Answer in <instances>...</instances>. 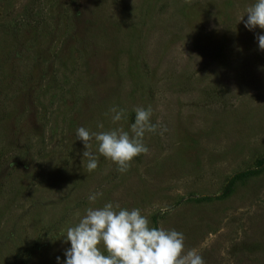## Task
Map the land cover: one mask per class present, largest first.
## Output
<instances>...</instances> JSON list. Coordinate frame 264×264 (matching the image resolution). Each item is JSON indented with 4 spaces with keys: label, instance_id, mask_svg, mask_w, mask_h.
<instances>
[{
    "label": "rangeland",
    "instance_id": "rangeland-1",
    "mask_svg": "<svg viewBox=\"0 0 264 264\" xmlns=\"http://www.w3.org/2000/svg\"><path fill=\"white\" fill-rule=\"evenodd\" d=\"M255 2L0 0V264H65L67 228L109 202L183 233L205 264H264ZM149 106L148 153L121 173L93 139L89 172L76 130L130 132Z\"/></svg>",
    "mask_w": 264,
    "mask_h": 264
},
{
    "label": "clouds",
    "instance_id": "clouds-1",
    "mask_svg": "<svg viewBox=\"0 0 264 264\" xmlns=\"http://www.w3.org/2000/svg\"><path fill=\"white\" fill-rule=\"evenodd\" d=\"M245 15V28L264 30V0H256L248 6ZM256 39L259 49L264 50V35L258 34ZM109 112L114 113L111 117L114 124L126 119L124 109L118 110L114 106ZM134 112L135 122L131 124L130 132L122 127L100 132H90L84 127L76 130L77 139L84 144L83 157L87 159L89 172L98 167V156L92 151L93 139L97 143L98 154L115 163L121 173L128 170L136 156L148 153L143 138L146 132L155 133L158 124L151 123V106L147 109L136 107ZM97 127L102 129L104 125L98 123ZM100 195L102 193H91L89 202L95 203ZM149 223V219L136 208L129 211L111 202L100 208L89 207L79 222L68 227L63 236L65 243L70 242L71 245L65 250V264H205L196 249L185 250L183 233L150 227ZM100 245L107 255L102 253Z\"/></svg>",
    "mask_w": 264,
    "mask_h": 264
},
{
    "label": "trees",
    "instance_id": "trees-1",
    "mask_svg": "<svg viewBox=\"0 0 264 264\" xmlns=\"http://www.w3.org/2000/svg\"><path fill=\"white\" fill-rule=\"evenodd\" d=\"M232 189H233L232 184H229V185L227 186V188H225L224 196L230 194L231 191H232Z\"/></svg>",
    "mask_w": 264,
    "mask_h": 264
}]
</instances>
